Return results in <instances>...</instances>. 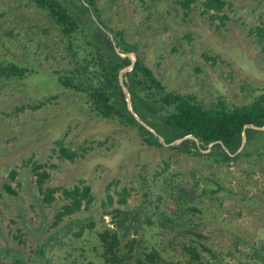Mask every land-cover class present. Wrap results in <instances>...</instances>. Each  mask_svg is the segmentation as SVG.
<instances>
[{"label":"rangeland","instance_id":"374dc122","mask_svg":"<svg viewBox=\"0 0 264 264\" xmlns=\"http://www.w3.org/2000/svg\"><path fill=\"white\" fill-rule=\"evenodd\" d=\"M226 1L228 6L218 13L226 15L223 23L202 15L199 3L186 17L175 0H97V7L108 25L122 30L134 46L131 59L140 56L167 87L193 93L200 101L223 96L241 103L251 90L264 87V42L254 32L255 26L264 27V0ZM1 11L6 14L0 17V58L18 59L43 72L35 76V83L0 80V184L10 182L18 190L17 198L0 194V246L30 256L34 259L30 264L43 263L35 260L33 251L37 239L52 230L49 225L57 206L37 200L29 167L22 166L29 157L47 164L52 186L88 183L96 196L91 210L105 223L110 216L103 215L104 210L117 206H102L106 194L116 200L115 191L126 186L129 205H137L139 172L145 167L155 192L168 179L174 185L194 187L201 196L206 190L201 212L191 216L195 229L208 235L213 246L226 253L235 249L232 236L250 243L264 240V162L253 165L243 158L218 165L169 145L142 144L135 131L90 113L80 94L48 79L46 72L64 67L68 56L50 34L43 36L27 27L39 28L42 16L15 8L12 0H0ZM52 95L56 97L38 109L27 107ZM59 138L83 155L74 161L59 159L52 151ZM12 169L18 171L13 181L8 177ZM212 181L226 190L213 192ZM18 229L24 243L13 237ZM245 254L235 251L225 262L238 264L237 257L244 260Z\"/></svg>","mask_w":264,"mask_h":264},{"label":"trees","instance_id":"16d2710c","mask_svg":"<svg viewBox=\"0 0 264 264\" xmlns=\"http://www.w3.org/2000/svg\"><path fill=\"white\" fill-rule=\"evenodd\" d=\"M12 1L15 8L33 10L43 17L39 28L27 27L43 36L50 34L68 56L64 67L46 75L55 86L80 94L90 113L132 129L149 147L169 145L184 155L205 156L218 165L243 158L253 165L264 162V129L254 128L264 127V87L251 90V96L241 103L223 96L200 101L193 93L167 87L140 56L132 60L129 53L135 52L134 46L124 39L122 30H114L102 18L97 0ZM197 3L202 15L223 23L226 15L218 13L228 6L226 0H175L184 17ZM5 14L1 11L0 17ZM254 32L258 41L264 42V27L257 25ZM26 39L32 41L31 37ZM42 72L18 59L0 58V80L28 79L27 83H35V76ZM55 97L46 96L44 101L27 107L38 109ZM52 151L59 159L70 161L83 155L63 138L54 141ZM22 166L29 167L37 200L49 207L57 206L49 225L52 230L37 239L33 254L38 263L55 264V257L58 264H227V257L244 250V260L236 256L238 264H264V240L246 242L230 230L235 235V249L225 253L208 242V235L195 229L191 215L201 212L205 189L201 196L194 187L174 185L168 179L155 192L144 167L139 172L138 204L129 205L126 186L115 191L116 200L107 193L102 206H117L104 210L103 215L110 216L105 223L91 210L96 196L84 180L52 186L46 163L29 157ZM17 175L18 171L12 169L8 177L13 181ZM212 184L213 192L226 190L217 181ZM2 193L18 196L10 182L0 184ZM17 231L19 234L13 237L24 243L20 229ZM33 261L15 248L0 246V264Z\"/></svg>","mask_w":264,"mask_h":264},{"label":"water","instance_id":"95a60500","mask_svg":"<svg viewBox=\"0 0 264 264\" xmlns=\"http://www.w3.org/2000/svg\"><path fill=\"white\" fill-rule=\"evenodd\" d=\"M253 127H254V126H253ZM254 128H255V129H260V130H261V129H264V127H254ZM186 137H190V136H186ZM186 137H185V138H186ZM244 140H245V137L243 138V142H244ZM172 144H173V143H172Z\"/></svg>","mask_w":264,"mask_h":264}]
</instances>
